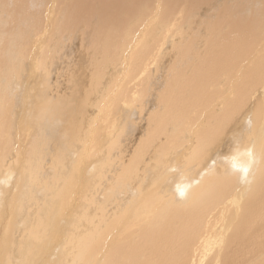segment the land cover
Returning a JSON list of instances; mask_svg holds the SVG:
<instances>
[{
	"label": "bare ground",
	"instance_id": "6f19581e",
	"mask_svg": "<svg viewBox=\"0 0 264 264\" xmlns=\"http://www.w3.org/2000/svg\"><path fill=\"white\" fill-rule=\"evenodd\" d=\"M0 264H264V0H0Z\"/></svg>",
	"mask_w": 264,
	"mask_h": 264
},
{
	"label": "rangeland",
	"instance_id": "374dc122",
	"mask_svg": "<svg viewBox=\"0 0 264 264\" xmlns=\"http://www.w3.org/2000/svg\"><path fill=\"white\" fill-rule=\"evenodd\" d=\"M73 64V65H72ZM65 67V66H64ZM69 67V68H68ZM75 67V65H74V63H72V62H70L68 65H66V70L65 71H68L69 69H71V68H74ZM55 72H56V74H55ZM53 74H51V77H50V82H49V85H48V88H49V90H50V92H52L51 90L53 89V90H55V88H57V87H59V82H60V84H62L63 86H64V84L67 86V83H64V80H65V78L62 76V73L60 74V70H57V69H54V71L52 72ZM58 74H60L59 76H58ZM55 75H57L56 77H55ZM26 76H27V80L25 81V84L26 85H24V87L25 86H27V83L28 82H30V85H31V87H32V89H33V92H31L32 94H34V92L35 93H39V94H42V93H45L46 92V87H45V85H41V84H43L44 82H43V80H41V79H37L36 81H35V76H33V77H30V75H28V73L26 74ZM62 76V77H61ZM58 77V78H57ZM32 79V80H31ZM40 84V85H39ZM41 86V87H40ZM38 90H36V89ZM45 91V92H44ZM262 145V144H261ZM261 145H259V146H256V149H258V150H260L261 148H260V146ZM259 154H260V151H258V158H259Z\"/></svg>",
	"mask_w": 264,
	"mask_h": 264
}]
</instances>
